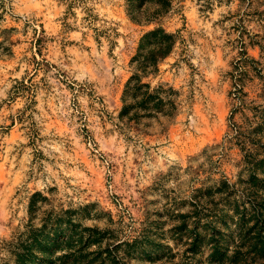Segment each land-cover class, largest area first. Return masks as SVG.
Instances as JSON below:
<instances>
[{"label": "rangeland", "instance_id": "obj_1", "mask_svg": "<svg viewBox=\"0 0 264 264\" xmlns=\"http://www.w3.org/2000/svg\"><path fill=\"white\" fill-rule=\"evenodd\" d=\"M206 1L156 18L148 4L136 21L127 0H0V264L56 216L72 249L52 264H211L215 240L234 256L236 209L264 203V0ZM157 28L179 40L143 80L172 88L177 111L121 120L131 61Z\"/></svg>", "mask_w": 264, "mask_h": 264}, {"label": "trees", "instance_id": "obj_2", "mask_svg": "<svg viewBox=\"0 0 264 264\" xmlns=\"http://www.w3.org/2000/svg\"><path fill=\"white\" fill-rule=\"evenodd\" d=\"M249 1V0H248ZM209 3V0L206 1ZM253 2V0H250ZM128 10L133 20H138V17L133 16L135 11H142L148 4L154 5L156 12L155 17H161L166 14L172 6L173 0H127ZM205 6V5H204ZM208 5L205 7L207 8ZM150 20V19H149ZM180 33H168L163 28H157L148 32L141 40L138 53L133 57L131 65L134 68L133 75L129 78L122 97L123 108L120 112V119L132 121H140L141 119H157L160 117L171 120L176 111L177 104L173 99L177 94L172 88L165 89L164 86L152 88L151 84L144 82V77L148 75H156L159 71V63L166 59L174 51ZM258 180L257 177H255ZM251 200V197H250ZM46 201L40 194H35L30 202V214L34 217L39 210L37 205L39 202ZM253 210L248 214L247 209L240 210L237 208L236 215L239 216V225L241 228L240 243L234 251V256L227 257L223 249L219 246V242L215 240L213 247V254L211 259L214 264H250V253L254 252L261 260H264V203H259L257 199H252ZM68 214V213H66ZM248 214V216H247ZM33 220V219H32ZM51 222L45 220V224ZM253 223L251 227L249 224ZM72 225L70 218H62L56 216L54 219V227L48 230L46 225L41 229H33L29 231L30 237L22 245H19L20 252L16 254L18 264H33L34 257H36L34 247L46 246L47 250L44 254H48V264H52V255L56 248H64L65 250L72 249L68 241H62L65 236V231ZM73 226V225H72ZM32 227V225H30ZM187 231V227L183 226L181 231ZM48 234H52L54 241L52 245H48ZM194 242L189 245V251L194 255L198 254L202 237L198 232H194ZM99 241H92L100 243L101 233H96L90 238H96ZM82 244V243H81ZM91 244V243H89ZM87 244L86 246H88ZM54 246V249H53ZM49 248L51 251H49ZM72 254L64 255L58 258L60 261L69 260ZM65 264V263H64ZM118 264V263H116Z\"/></svg>", "mask_w": 264, "mask_h": 264}]
</instances>
